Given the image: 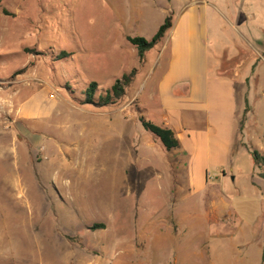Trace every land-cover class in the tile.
Masks as SVG:
<instances>
[{
	"label": "rangeland",
	"instance_id": "obj_1",
	"mask_svg": "<svg viewBox=\"0 0 264 264\" xmlns=\"http://www.w3.org/2000/svg\"><path fill=\"white\" fill-rule=\"evenodd\" d=\"M193 9L212 71L240 83L236 151L196 186L115 123L145 116L167 63L160 44L142 63L128 38L151 40ZM134 70L118 105L86 104L91 83L98 101ZM40 91L60 101L44 125L20 118ZM253 150L264 155V0H0V264H264Z\"/></svg>",
	"mask_w": 264,
	"mask_h": 264
},
{
	"label": "crops",
	"instance_id": "obj_2",
	"mask_svg": "<svg viewBox=\"0 0 264 264\" xmlns=\"http://www.w3.org/2000/svg\"><path fill=\"white\" fill-rule=\"evenodd\" d=\"M193 11L174 18L172 28L160 43L167 63L157 67L160 77L156 90L144 104V117L173 130L180 147L167 151L151 132L143 128L138 116L136 120L120 116L115 123L121 137H147L148 145L159 150L154 161L168 172L176 171L184 180L189 171L190 183L196 186L197 177L205 179L213 164L229 165L230 156L236 151L235 118L240 83L226 77L217 65L212 71L205 24ZM243 85V89L248 90L244 93L246 99L250 87ZM48 100L53 108L46 104ZM59 103L54 95L48 92L44 95L40 91L22 105L20 118L42 125L51 123ZM71 116L76 118L74 113ZM131 152V159L138 158L136 150ZM220 170L224 171V168Z\"/></svg>",
	"mask_w": 264,
	"mask_h": 264
},
{
	"label": "trees",
	"instance_id": "obj_3",
	"mask_svg": "<svg viewBox=\"0 0 264 264\" xmlns=\"http://www.w3.org/2000/svg\"><path fill=\"white\" fill-rule=\"evenodd\" d=\"M7 14V11H5ZM173 26V18L168 16L163 25L159 28L158 32L151 40H147L143 37H129L128 41L131 45L137 48L139 53V58L141 62H145L147 53L159 45L165 38L167 32ZM72 55L67 52H62L59 56L60 60L68 59ZM137 71L134 70L130 74H124L122 78L117 79L115 84L106 91V95L101 94L99 100H96V94L98 91L97 83H91L88 90L85 93L86 104L93 105L96 108H108L119 104V102L126 96L128 88H130L135 80ZM143 128L151 132L164 146L167 151H172L180 147V142L177 139L173 130L169 128H164L154 124L153 122L147 120L144 116L139 118ZM251 154L255 160V164L258 167L264 165V155L260 154L257 150L251 151ZM96 229H104V225H95L93 227Z\"/></svg>",
	"mask_w": 264,
	"mask_h": 264
}]
</instances>
